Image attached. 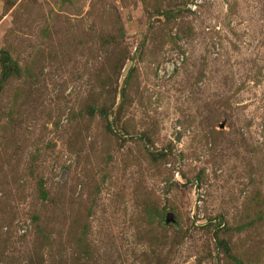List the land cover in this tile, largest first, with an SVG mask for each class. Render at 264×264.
<instances>
[{"label":"rangeland","instance_id":"obj_1","mask_svg":"<svg viewBox=\"0 0 264 264\" xmlns=\"http://www.w3.org/2000/svg\"><path fill=\"white\" fill-rule=\"evenodd\" d=\"M2 50L0 264H264V0H0Z\"/></svg>","mask_w":264,"mask_h":264},{"label":"trees","instance_id":"obj_2","mask_svg":"<svg viewBox=\"0 0 264 264\" xmlns=\"http://www.w3.org/2000/svg\"><path fill=\"white\" fill-rule=\"evenodd\" d=\"M0 64L2 66L1 70H0V90L4 84V82H6L9 78L13 77V75H15L14 72H17L16 75H19V65L17 63V61L15 59H13V57L10 55V53L6 50H2V56L0 58ZM96 111H99L100 114L102 116H108V114L106 113V110L103 109L102 107H99V110L96 109L95 107H91L90 110H89V113L94 116L95 115V112ZM108 118V117H107ZM167 154L165 152H162V155L159 156L161 158H166ZM41 194L43 197H46V193H45V190L43 188V184L41 183ZM153 207H147L145 209V211H148V210H152ZM159 217L162 219L164 217L163 215V212L161 211L159 213ZM88 227L87 223H83V228H82V231L80 233V237H79V240H82L83 237L86 235V228ZM220 244L224 246V249H226V252L229 253L230 251L229 250V247H228V244L226 243H222V241H220Z\"/></svg>","mask_w":264,"mask_h":264},{"label":"water","instance_id":"obj_3","mask_svg":"<svg viewBox=\"0 0 264 264\" xmlns=\"http://www.w3.org/2000/svg\"><path fill=\"white\" fill-rule=\"evenodd\" d=\"M179 139H180V137H179ZM173 219H174V214L172 212L168 213L167 214V221L169 222V221H172Z\"/></svg>","mask_w":264,"mask_h":264}]
</instances>
